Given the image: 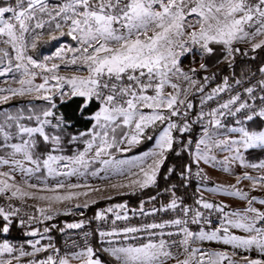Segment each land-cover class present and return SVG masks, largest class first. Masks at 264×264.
Masks as SVG:
<instances>
[{
    "label": "snow or ice",
    "instance_id": "snow-or-ice-1",
    "mask_svg": "<svg viewBox=\"0 0 264 264\" xmlns=\"http://www.w3.org/2000/svg\"><path fill=\"white\" fill-rule=\"evenodd\" d=\"M0 264H264V0H0Z\"/></svg>",
    "mask_w": 264,
    "mask_h": 264
},
{
    "label": "rangeland",
    "instance_id": "rangeland-1",
    "mask_svg": "<svg viewBox=\"0 0 264 264\" xmlns=\"http://www.w3.org/2000/svg\"><path fill=\"white\" fill-rule=\"evenodd\" d=\"M213 175H214V177H216V178L224 179V177H220L218 173H213ZM62 219H64V218H62ZM67 219L71 222L72 219H78V218H67Z\"/></svg>",
    "mask_w": 264,
    "mask_h": 264
},
{
    "label": "trees",
    "instance_id": "trees-1",
    "mask_svg": "<svg viewBox=\"0 0 264 264\" xmlns=\"http://www.w3.org/2000/svg\"><path fill=\"white\" fill-rule=\"evenodd\" d=\"M88 214L91 215V212H89Z\"/></svg>",
    "mask_w": 264,
    "mask_h": 264
},
{
    "label": "crops",
    "instance_id": "crops-1",
    "mask_svg": "<svg viewBox=\"0 0 264 264\" xmlns=\"http://www.w3.org/2000/svg\"><path fill=\"white\" fill-rule=\"evenodd\" d=\"M212 175H213V173H212ZM214 176V175H213Z\"/></svg>",
    "mask_w": 264,
    "mask_h": 264
}]
</instances>
